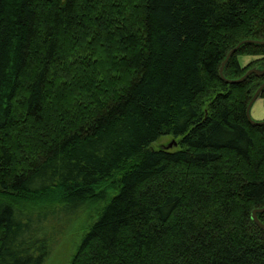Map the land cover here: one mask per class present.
<instances>
[{"label":"trees","instance_id":"obj_1","mask_svg":"<svg viewBox=\"0 0 264 264\" xmlns=\"http://www.w3.org/2000/svg\"><path fill=\"white\" fill-rule=\"evenodd\" d=\"M262 41L264 0H0V264H264Z\"/></svg>","mask_w":264,"mask_h":264},{"label":"rangeland","instance_id":"obj_2","mask_svg":"<svg viewBox=\"0 0 264 264\" xmlns=\"http://www.w3.org/2000/svg\"><path fill=\"white\" fill-rule=\"evenodd\" d=\"M172 142L173 139L171 137H163L160 138L152 147L153 149H158L164 146L171 150ZM73 232L74 230L70 227L69 232L67 231L65 236L59 237V242L54 246L51 256L46 264H68L70 257L73 255L74 246L77 243L76 239L73 238Z\"/></svg>","mask_w":264,"mask_h":264},{"label":"water","instance_id":"obj_3","mask_svg":"<svg viewBox=\"0 0 264 264\" xmlns=\"http://www.w3.org/2000/svg\"><path fill=\"white\" fill-rule=\"evenodd\" d=\"M245 43V42H244ZM256 43H260L261 45H264V41L262 42H256ZM243 44L240 43L238 44L234 49H232L230 52H228L224 62L222 63L221 67H220V70H219V75L221 77V79H224L223 77V69H224V66L226 64V62L229 60V58L237 51V49L239 48V46ZM250 75H255L257 77H260V76H263L264 75V69L261 70V69H258V68H252L250 70H248L245 75L243 77H241L240 79L238 80H225L228 84H240L242 83L247 77H249ZM264 88V83L257 89V91L255 92V94L253 95L250 103L248 104L247 106V109H246V118L247 120L249 121L250 124L252 125H264V121L263 122H255L253 121L251 118H250V114H249V110H250V107L251 105L256 101V99L259 98V94L260 92L262 91V89ZM170 147V146H169ZM264 212V207L262 209H258V210H254L252 212V221L264 232V227L263 225L258 221L257 219V213H262Z\"/></svg>","mask_w":264,"mask_h":264},{"label":"crops","instance_id":"obj_4","mask_svg":"<svg viewBox=\"0 0 264 264\" xmlns=\"http://www.w3.org/2000/svg\"><path fill=\"white\" fill-rule=\"evenodd\" d=\"M255 57H242L240 58V65L245 67L252 61L256 60ZM250 118L255 122H263L264 121V98H258L251 105L249 110Z\"/></svg>","mask_w":264,"mask_h":264}]
</instances>
